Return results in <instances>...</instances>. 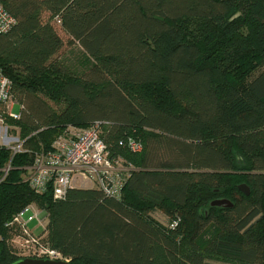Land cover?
Masks as SVG:
<instances>
[{
    "label": "trees",
    "instance_id": "16d2710c",
    "mask_svg": "<svg viewBox=\"0 0 264 264\" xmlns=\"http://www.w3.org/2000/svg\"><path fill=\"white\" fill-rule=\"evenodd\" d=\"M0 3L16 21L0 34V74L20 104L5 119L23 140L14 156L0 148V168L12 167L0 264L21 258L10 222L28 205L46 211L41 239L70 264H264V0ZM62 32L90 61L78 75L58 56ZM95 122L109 160L131 164L120 197L70 188L56 200L24 181L34 154ZM216 198L233 206L211 207ZM158 208L178 225L148 216Z\"/></svg>",
    "mask_w": 264,
    "mask_h": 264
},
{
    "label": "built area",
    "instance_id": "2783aa9c",
    "mask_svg": "<svg viewBox=\"0 0 264 264\" xmlns=\"http://www.w3.org/2000/svg\"><path fill=\"white\" fill-rule=\"evenodd\" d=\"M15 22V18L0 3V34L10 30ZM13 103L10 82L0 74V148L9 150L11 156L23 151V140L18 131L12 133L16 127L9 125L5 119L6 116L13 120L19 118V114L12 111ZM68 135L60 136L53 143L52 150L34 154L32 164L24 167V181L37 192H44L51 186L53 199L56 200L62 199L70 188H97L107 196L120 197L123 172L129 171L130 167L117 166L109 160L106 144L100 137L99 123L72 130ZM127 145L133 152L142 149L136 140L128 139ZM11 168L10 162L0 168V182ZM38 211L33 205H28L13 217L10 224L19 227V233L12 238L13 245L27 248L34 258L67 260L59 251L44 243L40 235L36 236L27 229L26 224L40 215ZM178 223L176 216L168 225L174 228Z\"/></svg>",
    "mask_w": 264,
    "mask_h": 264
},
{
    "label": "rangeland",
    "instance_id": "374dc122",
    "mask_svg": "<svg viewBox=\"0 0 264 264\" xmlns=\"http://www.w3.org/2000/svg\"><path fill=\"white\" fill-rule=\"evenodd\" d=\"M198 22H200V21L199 20H192V19L186 21V23H188L190 25V27H188L187 29L188 30L191 29V33H192V31L194 29H196ZM181 25H185V24L182 23ZM57 30H59L58 26H57ZM61 36L63 39V46H62L61 51L58 54V56L60 57L62 62H64L65 65L69 69L72 68V70L78 75L83 70L88 68V66L90 65V61L87 59V56L82 51V49L79 47V45H77V44L68 45L69 39H68L67 35L62 32ZM39 96H41L43 99L48 101L51 104V106L53 108H55L57 111H59L62 108V104H60L58 102L55 103V102L51 101L50 99H49L50 100L49 101L44 95H42L40 93H39ZM13 102H14V100H13ZM12 111L15 113H18L20 111V104L18 102L13 103ZM16 130L18 131V128H16ZM115 164L117 166H126V167L131 165L129 162L124 161L123 159L119 160V162H117ZM117 170H121V169L118 168ZM36 208L39 210L38 214H40V213H42V214L38 215V217H35L32 221L28 222L26 224V227L32 234H34L36 236L43 234L42 235L43 239L47 240L46 232L43 233L44 227L48 223L47 213L45 210H42L38 206ZM146 212H148V214H149L148 216L153 217L155 220L160 221L164 225H167L173 216H178L179 218L181 217L178 215V212H173V213L168 214L162 208H158V209H154V210H148ZM26 217H27V215L24 216V218H26ZM180 220H181V218H180ZM10 239H11V234L9 236V240ZM15 248H16L17 255L21 258L31 257L30 255H32L27 248L16 247V246H15ZM208 264H229V263L224 262L222 260H217V261L216 260L215 261L214 260H208Z\"/></svg>",
    "mask_w": 264,
    "mask_h": 264
},
{
    "label": "water",
    "instance_id": "95a60500",
    "mask_svg": "<svg viewBox=\"0 0 264 264\" xmlns=\"http://www.w3.org/2000/svg\"><path fill=\"white\" fill-rule=\"evenodd\" d=\"M237 188L248 195L250 193L249 187L245 183H240ZM211 207L223 206L225 208H230L233 203L228 198H216L210 201ZM10 264H70L68 260H52L47 258H34V257H24L20 258Z\"/></svg>",
    "mask_w": 264,
    "mask_h": 264
},
{
    "label": "bare ground",
    "instance_id": "6f19581e",
    "mask_svg": "<svg viewBox=\"0 0 264 264\" xmlns=\"http://www.w3.org/2000/svg\"><path fill=\"white\" fill-rule=\"evenodd\" d=\"M44 213V212H43ZM42 213H40V215H41Z\"/></svg>",
    "mask_w": 264,
    "mask_h": 264
}]
</instances>
